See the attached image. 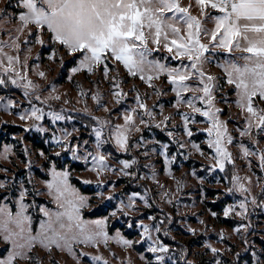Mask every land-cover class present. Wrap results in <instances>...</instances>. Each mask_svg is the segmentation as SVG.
<instances>
[{
  "label": "snow or ice",
  "instance_id": "6c2138e0",
  "mask_svg": "<svg viewBox=\"0 0 264 264\" xmlns=\"http://www.w3.org/2000/svg\"><path fill=\"white\" fill-rule=\"evenodd\" d=\"M37 46L41 51L33 57ZM66 58L72 63L67 80L76 102L85 105L81 110L65 107L72 99L57 80H48L52 69L43 67L46 60L64 68ZM77 74L90 87L74 81ZM169 94L167 105L149 104L153 96L159 101ZM77 111L86 123L60 126L77 120L69 114ZM0 112L17 117L24 133H39L48 145L30 149L23 135L0 144V264H109L101 248L119 264H133L111 244L136 251L144 264H264V231L253 224L257 212L264 214V0H4ZM154 129L168 142L145 135ZM82 131L87 135L74 136ZM198 133L207 151L193 139ZM193 152L208 161L187 174L201 186L200 202L206 181L223 185L213 201L221 202V213L208 211L214 219L222 214L236 221L229 232L197 215L206 237L199 253L183 245L174 250L165 239H176L171 226L181 205L196 206L183 202L191 193L173 167ZM152 156L162 158L159 171ZM38 161L44 173L39 180ZM76 164L95 175V182L75 178L81 185L94 183L91 195L73 182ZM161 174L174 181V189L161 183ZM121 178L127 179L118 183ZM93 199L102 207L88 218ZM180 223L182 232L198 235L186 217ZM252 235L261 236L259 249ZM233 236L240 237L247 259L229 243Z\"/></svg>",
  "mask_w": 264,
  "mask_h": 264
},
{
  "label": "rangeland",
  "instance_id": "374dc122",
  "mask_svg": "<svg viewBox=\"0 0 264 264\" xmlns=\"http://www.w3.org/2000/svg\"><path fill=\"white\" fill-rule=\"evenodd\" d=\"M4 6V0H0V7ZM37 51H41V49L39 48V46H37L34 50H33V57L36 55ZM47 55V53H45V56ZM43 67L45 69L47 68H51L52 71L49 72L48 74V80L51 81L53 79L57 80L59 85H61L60 87V91L64 92L67 91L69 94V97L72 99V104L71 105H66V108H75L77 110H81L84 108V103H77L76 99H77V93H76V89L74 88L73 84L70 83L67 80V76L69 75V69L72 67V63H71V59L70 58H66L65 60V67L64 68H60L58 64H49V62H47L45 60V63L43 65ZM213 72H218L219 70L213 68L212 69ZM34 80H37L38 78L33 76L32 77ZM74 81H80L83 83L85 89H87L88 87H90L88 81L84 78V76L82 74H77L76 76L73 77ZM95 79V78H93ZM41 83H43V81H39ZM103 89L104 91H107V84L103 85ZM17 95L19 96V93H17ZM173 99L172 95L169 94L168 96H163L161 98H159V101L157 100L156 97H152L151 100H149V104H153V103H157V102H163L167 105V102L169 100ZM88 106L90 108L94 109V104L91 100L88 101ZM186 110V109H185ZM166 111H173V109L171 108H166ZM69 114L77 116H84V114L81 111H77V112H70ZM97 115H104V113L102 112H97ZM85 117V116H84ZM0 121H8L7 125H2L0 124V144L4 143V142H9V143H13V136H16V139L18 140L20 138V135H23L25 138V142L28 144L30 149L33 148H38L30 139H34L36 141H39L40 143H42L43 148L47 149L48 145L43 143V139L41 137V135L39 133H36L34 131L32 132H27L24 133L22 127H18V125H21L22 122L15 116L13 115H8L5 114L3 112H0ZM31 123V122H29ZM60 126H69L71 123H75V125L77 127H80L81 124L85 123L79 119L75 120L74 122H69L66 124V122H59ZM177 123H179V118H177ZM194 128L197 126H193ZM198 127H203V125H199ZM78 135H87L86 132H80V133H74V136H78ZM145 135L151 139V138H156V139H160L163 142H168V137L161 132L159 129H154L152 132H146ZM203 136L204 134H197L193 137L194 140H196L197 143H201L202 144V140H203ZM202 146L205 148V150L207 151V147L206 145ZM19 147V146H18ZM172 151L175 154L176 152V147L175 145L172 146ZM184 151H187V149H185ZM34 160L37 159V157H33ZM141 162L142 164L147 162L144 160L143 157H141ZM151 162L156 164L157 170L159 171L161 168V162H162V158L156 157V156H152L151 158ZM18 165V168L20 171H23V165L17 161L16 162ZM40 162H37V168H36V175H37V180H39L40 178L44 177V173L39 171V167L38 164ZM208 161L205 160L203 157H200L197 153L193 152V154L187 159L185 160L183 157H178V160L176 162V164L173 165L174 169H175V175L177 178H183L186 181V187L184 189L185 193H191V195H184L182 197V200L184 203L191 205L193 201H196V206L195 208H184L183 205H181V216H175L174 217V225H172L171 227H173L174 231L172 233V235H174L176 237L175 240H172L171 238H165L166 241L173 245L174 250H178L179 247H177V245L179 246H191V249L194 253H199V252H203L202 248H198L197 245L200 243L201 239L206 238L202 235V228L203 226L199 225L196 221V216L200 215L202 219L205 220V222L210 226V227H214L217 230H219L220 228H227L229 232H231V226L236 223V221H225L224 217L222 216V214L220 215L219 219H214L210 212L208 211V209H212L213 211H216L218 213H221V209H222V205L220 201H216L215 203H213V201L215 200V194L218 192H222L223 191V185H216L214 183H209V182H205V184L203 185L204 188V196L206 197L203 200V203L200 202L201 200V195H200V185L198 183V181L196 179H194L193 177H191L190 175H187L188 173L191 172V170L193 168H195L198 172L200 171L201 165L207 164ZM183 165V167H180V165ZM74 167L76 168V171L73 172V182L78 183L80 188H84L89 190V192L84 193L86 195H91L92 194V188L94 187V183L93 185H81L79 183L78 180H76L75 178L77 176H81L85 179H91L93 180V182H95V175L93 173L90 172H83L81 171L82 168V164H76L74 165ZM146 171V169H145ZM203 174V173H201ZM243 174V173H242ZM3 173H0V176H2ZM110 175V174H108ZM113 179H115V177H112ZM160 180L161 183H165L167 185H169L171 188H175V184L174 181H172L171 179H169L168 177H166L165 175L161 174L160 175ZM127 178H121L120 181H118V183H123V181H125ZM211 179V177H209V180ZM141 183H146L149 187L155 188V185L152 184L151 181H142ZM131 187H137L136 185H131ZM124 190L123 187L118 188L117 191H122ZM43 199V198H41ZM222 199H224L222 197ZM94 208L93 209H86L85 210V215L88 218H96L95 216H93V212L95 210L96 206H101L100 205V201L97 199H93L92 201ZM217 205V207L215 206ZM149 212L155 211V209H150V210H146ZM165 211H171L170 207H165ZM195 214V215H194ZM182 217H186L187 218V222L189 224H191L192 227L197 228L198 231V235L197 236H192L190 234L184 233L182 232V228L184 227V225H182L180 223ZM132 218H135V214H132ZM121 219H124L123 217H121ZM113 224H115L116 227H121L125 230L126 234L130 235V238H137L136 237V233L134 230H128L126 229V226L121 224V223H117L115 220L112 221ZM145 223H150V221H145ZM253 224L256 226V231L257 232H261L264 231V214H261L259 212H257L254 216H253ZM208 236H211L213 238V240H215V233L214 232H209ZM250 239L252 241H254L256 243L257 249H259V246L261 245V236L260 235H252L250 236ZM230 244H234L236 246V250L237 251H241L242 252V244H241V239L240 237L237 236H233V239L231 241H229ZM217 247H223V245H216ZM110 247L112 248V251H114L118 256L120 257H127V256H131L132 260H133V264H144L143 261H141L138 258L137 252L133 251L131 249H129L127 252H125L123 249L119 248L118 246H116L115 244H111ZM136 248L140 251H143V246L141 245H136ZM86 251H94L92 249H85ZM100 251L104 254V256L106 258L109 259V264H119V261L117 260H113L112 257L109 255L108 251L101 248ZM245 259H247L248 253H243ZM145 255H151L150 253H145ZM58 258L63 259V254H59ZM192 259H196L198 260L199 257L198 256H192L190 257ZM208 257H205V259H207ZM225 259L227 260H231L232 256L231 255H226Z\"/></svg>",
  "mask_w": 264,
  "mask_h": 264
},
{
  "label": "trees",
  "instance_id": "16d2710c",
  "mask_svg": "<svg viewBox=\"0 0 264 264\" xmlns=\"http://www.w3.org/2000/svg\"><path fill=\"white\" fill-rule=\"evenodd\" d=\"M77 119H79V120H81V121H83V122H87V117H84V116H80V115H77ZM38 148H43V145H42V143H40L39 141H36V140H34V139H30ZM75 183V182H74ZM77 184V186H79V184L78 183H76ZM81 191L83 192V193H87V192H89V190H87V189H84V188H81ZM216 207H217V205H215ZM177 247H180L179 245H177Z\"/></svg>",
  "mask_w": 264,
  "mask_h": 264
}]
</instances>
